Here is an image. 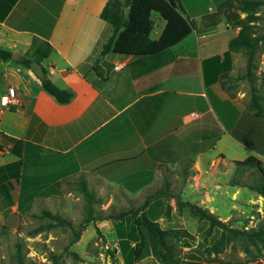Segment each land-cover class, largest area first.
<instances>
[{
	"label": "crops",
	"instance_id": "crops-1",
	"mask_svg": "<svg viewBox=\"0 0 264 264\" xmlns=\"http://www.w3.org/2000/svg\"><path fill=\"white\" fill-rule=\"evenodd\" d=\"M108 1L0 0V46H25L8 49L39 57L47 77L73 93L60 103L24 58H0V233L16 220L21 200L29 211L82 174L108 190L139 192L187 150L198 160L219 152L264 165V117L247 107L248 91L229 92L230 77L236 83L245 72L240 51L229 52L239 27L203 20L217 2L181 0L193 31L159 53L137 56L101 55L113 33L100 16ZM154 20L158 39L166 20ZM257 74L264 95V59ZM11 86L18 104L6 105ZM241 259L225 264H264V256Z\"/></svg>",
	"mask_w": 264,
	"mask_h": 264
},
{
	"label": "rangeland",
	"instance_id": "rangeland-1",
	"mask_svg": "<svg viewBox=\"0 0 264 264\" xmlns=\"http://www.w3.org/2000/svg\"><path fill=\"white\" fill-rule=\"evenodd\" d=\"M216 2L212 1V7ZM155 15L159 13L155 12ZM21 46L5 47L18 50L25 47ZM239 55L246 63L245 53L240 51ZM263 56V50L259 49L256 54L258 67ZM242 67H245L242 69L245 71L246 64ZM231 78L229 92L248 91L249 98L248 81L234 83ZM160 171L161 174L152 177V184L139 192L113 191L104 185L101 186L106 190H99L101 186L97 185L95 177L82 174L65 179L63 192L58 197L49 202L35 200L29 211L25 208V199L21 200L15 213L16 220L4 225L0 233V264H19V246L24 264H56V261L57 264H124L116 237L115 220L100 217L140 208L162 228L186 229L191 233L192 236L184 235L180 240H175L174 252L180 258V264H225L227 259L242 263V257L246 260L256 259L251 257L258 254L257 249L251 246L252 254H247L240 242H230L219 253H213L212 246L221 235L220 229L215 228L208 233V222L193 215L190 208L191 204H195L207 209L232 227H256L264 222V196L253 186L264 181V172L261 173L256 167L245 169L235 161L223 159L219 152L211 157L203 153L198 160L189 150L175 160L172 170L163 167ZM79 177L85 178L89 188L100 198L93 205L94 220L84 226L86 200L77 180ZM165 181L168 182L167 186ZM14 200L16 203L17 199ZM47 212L60 215L72 225L56 224ZM41 227L42 231L34 232ZM80 228V239L72 243L75 231ZM144 234L145 248L136 264H168L161 259L158 242L145 229Z\"/></svg>",
	"mask_w": 264,
	"mask_h": 264
},
{
	"label": "trees",
	"instance_id": "trees-1",
	"mask_svg": "<svg viewBox=\"0 0 264 264\" xmlns=\"http://www.w3.org/2000/svg\"><path fill=\"white\" fill-rule=\"evenodd\" d=\"M263 6L264 0H238L236 2L217 0L216 11L205 15L203 19L207 26L216 25L225 20L239 27V33L229 42V52L242 51L246 55L247 62L245 72L235 77V80L237 82L244 79L248 81L249 101L247 107L255 115L262 117H264V95L258 84L260 77L257 74L256 54L259 49L264 52ZM155 12L166 20L163 35L158 39L152 37L155 23L153 14ZM243 14L244 16H242ZM100 16L113 27V33L104 44L101 55L108 52L137 56L159 53L183 40L195 27L194 20L187 16L181 0H109ZM261 23H263L262 26ZM12 55L13 52L10 49L0 46V58L8 60L12 58ZM34 59L40 61L39 57H26L23 62L30 67V62ZM227 74L225 76H228ZM40 81L43 90L58 102L68 103L72 99L73 93L70 90L59 87L47 75ZM235 162L244 166L245 169L256 167L261 173L264 172L262 161L255 156H249L244 160H236ZM77 180L86 200V217L82 222V226H84L94 220L93 205L100 201V198H97L95 192L89 188L85 178L79 177ZM167 185L168 182L165 181V186ZM253 188L264 196V181L253 186ZM190 209L193 215L208 222V233H212L215 228L220 229L221 235L212 246L213 253H219L230 242H240L247 254H252L251 246L257 249L258 254L251 258L264 256V222L252 228H237L230 226L214 213L195 204H191ZM46 214L54 219L56 224L72 225L70 221L58 214L50 212ZM108 217L115 220L116 237L119 240V250L124 264H136L141 258L146 244L144 229L150 232L158 242L161 249V259L168 264H180V258L174 252L175 240H180L181 236L184 235L192 236L186 229L162 228L156 220H152L143 211V208L119 211L100 218ZM82 228L75 231L72 243L80 239ZM42 230L43 227L34 232L38 233ZM17 258L19 264H24L20 246Z\"/></svg>",
	"mask_w": 264,
	"mask_h": 264
},
{
	"label": "water",
	"instance_id": "water-1",
	"mask_svg": "<svg viewBox=\"0 0 264 264\" xmlns=\"http://www.w3.org/2000/svg\"><path fill=\"white\" fill-rule=\"evenodd\" d=\"M12 57L15 59H19L24 58V55L21 53H13ZM30 67L40 79H44L46 77V72L41 62L37 60H32L30 62Z\"/></svg>",
	"mask_w": 264,
	"mask_h": 264
},
{
	"label": "built area",
	"instance_id": "built-area-1",
	"mask_svg": "<svg viewBox=\"0 0 264 264\" xmlns=\"http://www.w3.org/2000/svg\"><path fill=\"white\" fill-rule=\"evenodd\" d=\"M2 102L6 105L18 104L17 93L15 87L11 86L8 88V92L2 97Z\"/></svg>",
	"mask_w": 264,
	"mask_h": 264
}]
</instances>
